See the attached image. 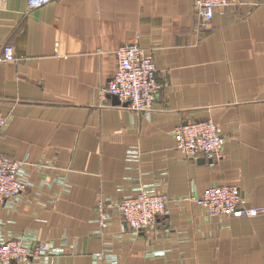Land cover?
I'll use <instances>...</instances> for the list:
<instances>
[{
  "label": "crops",
  "instance_id": "crops-1",
  "mask_svg": "<svg viewBox=\"0 0 264 264\" xmlns=\"http://www.w3.org/2000/svg\"><path fill=\"white\" fill-rule=\"evenodd\" d=\"M129 41L155 63L160 89L148 115L100 99L113 53ZM6 45L14 59L4 62ZM0 112V155L23 161L28 174L27 188L0 207V235L59 250L28 264H91L104 250L118 264H264V214L207 217L194 201L233 185L246 206L264 207V0L215 9L203 25L192 0H53L35 9L5 0ZM205 119L224 144L212 159L186 158L173 130ZM140 188L168 198L154 227L120 233L112 208L96 236V196L115 204Z\"/></svg>",
  "mask_w": 264,
  "mask_h": 264
},
{
  "label": "built area",
  "instance_id": "built-area-1",
  "mask_svg": "<svg viewBox=\"0 0 264 264\" xmlns=\"http://www.w3.org/2000/svg\"><path fill=\"white\" fill-rule=\"evenodd\" d=\"M53 0H27L29 9L39 8ZM5 0H0V9ZM241 0H192L193 9L201 24L208 23L215 9H223L240 4ZM4 62L14 59L13 49H1ZM116 71L107 86L99 90L100 99L115 96L120 103L134 112L148 115L160 85L156 79V67L150 53L142 49L136 41L121 44L115 51ZM7 124V117L0 112V135ZM174 147L186 158L212 159L220 152L224 138L219 126L210 119L189 122L173 130ZM127 157L137 160L135 152ZM25 163L0 155V207L12 203L28 186ZM207 217H246L264 214V207H248L238 186L214 185L204 190L194 199ZM168 198L156 194L148 188H140L134 195L125 196L113 204L103 195L95 199V221L101 236L110 219L109 210L115 208L121 223L120 233L126 230L138 231L154 227L157 219L166 213ZM59 250L45 241L34 238L3 237L0 235V264H28L33 260H45L57 255ZM91 264H118V258L108 250L93 255Z\"/></svg>",
  "mask_w": 264,
  "mask_h": 264
},
{
  "label": "water",
  "instance_id": "water-1",
  "mask_svg": "<svg viewBox=\"0 0 264 264\" xmlns=\"http://www.w3.org/2000/svg\"><path fill=\"white\" fill-rule=\"evenodd\" d=\"M109 97H111L114 104H119V101L115 96H109Z\"/></svg>",
  "mask_w": 264,
  "mask_h": 264
}]
</instances>
